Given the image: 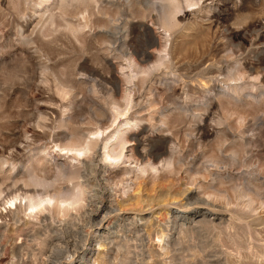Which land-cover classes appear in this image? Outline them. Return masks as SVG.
Segmentation results:
<instances>
[{
  "label": "rangeland",
  "instance_id": "obj_1",
  "mask_svg": "<svg viewBox=\"0 0 264 264\" xmlns=\"http://www.w3.org/2000/svg\"><path fill=\"white\" fill-rule=\"evenodd\" d=\"M0 264H264V0H0Z\"/></svg>",
  "mask_w": 264,
  "mask_h": 264
},
{
  "label": "bare ground",
  "instance_id": "obj_2",
  "mask_svg": "<svg viewBox=\"0 0 264 264\" xmlns=\"http://www.w3.org/2000/svg\"><path fill=\"white\" fill-rule=\"evenodd\" d=\"M44 1H49V0H44ZM163 5H161V8H162V10H160L161 11V22L159 23V24H161V27L163 28V30H165V32H167L166 30H170V27L173 25V19L175 18L174 17V14H175V12H176V10L174 9L175 7L172 5V3H169L165 8H163L162 7ZM177 6V5H176ZM86 11V10H85ZM83 15V14H82ZM90 15V14H89ZM160 16V15H159ZM88 18V17H87ZM88 21V20H87ZM86 21V22H87ZM160 21V20H159ZM172 24V25H171ZM169 32V31H168ZM68 88V87H67ZM63 89H65V88H63ZM70 89V88H69ZM72 90V89H71ZM60 91V90H59ZM65 91V90H64ZM62 92V94L64 93V95H65V93L68 91H66V92ZM68 93H69V91H68ZM72 93V92H71ZM67 94V93H66ZM117 110V112H119V114L121 113L120 112V110L118 111V108L116 109ZM100 133V132H99ZM96 134V133H95ZM118 136H120L119 134L116 136V137H118ZM79 140V139H78ZM91 140V139H90ZM90 140H88L87 142H82V144L83 143H85L84 145H81V143L79 144L78 143V141H77V143H76V140L75 141H72V143H70V144H68V143H66V144H68V145H66V146H64V147H62V148H60V149H64L65 150V152L67 153V152H70V151H74L75 152V155H80V154H86V152H88L90 149H91V147L93 146L92 144L93 143H91V142H89ZM69 142V141H68ZM93 142V141H92ZM110 154H112V152L110 153ZM115 154V153H114ZM121 154V153H120ZM119 153L117 154L116 153V155H114L113 156V154H112V157L108 154V157H110V158H112V160L113 159H117V158H119L121 155H120ZM120 159V158H119ZM110 162V161H109ZM212 162V165H214V166H218V161L217 160H212L211 161ZM70 171H72L73 172V170H70ZM74 173V172H73ZM63 174L65 175V173H64V171H63ZM67 174V173H66ZM70 174V173H69ZM70 175H72V173L70 174ZM60 177H63V176H61V175H59ZM66 176H68V174L66 175ZM65 176V177H66ZM75 176V175H74ZM75 177H77V176H75ZM72 179V178H74V177H69V179ZM36 180V179H35ZM37 183H40V182H38V180H37ZM36 183V184H37ZM44 183V182H43ZM41 184V183H40ZM37 185H39V184H37ZM50 185V184H49ZM47 186V185H46ZM50 187V186H49ZM81 191V190H80ZM52 194V196L51 195H49V196H47V197H45V195H43L44 197L43 198H40V197H37V198H35V197H32V196H26L27 197V204H26V206H25V208H24V210H28L29 211V214H27L28 216H31V214H30V212H33L34 210H39L40 211V208H42V206L44 205V203L45 202H50L52 199H56V200H58L57 198V193H55V195L53 194L54 192L52 191L51 192ZM59 193V192H58ZM60 194V193H59ZM17 195V194H16ZM27 195V194H26ZM54 195V196H53ZM18 196V195H17ZM17 196H13L11 199H9V204L12 206V205H15V208L17 207V205L15 204L16 203V200H17ZM57 197V198H56ZM69 197V196H68ZM59 200H60V198H59ZM58 200V201H59ZM62 201H65V199L64 200H62ZM62 201H60V202H62ZM66 201H67V199H66ZM79 201H81V196L80 195H74V196H71V197H69L68 198V205H71V206H73V208H74V205L75 204H80L79 203ZM140 202V201H139ZM59 203V202H58ZM81 205V204H80ZM45 208H47L46 206H45ZM71 208V207H70ZM43 210V209H42ZM67 210V209H66ZM65 210V211H66ZM179 211H181V210H179ZM63 212V211H62ZM26 214V213H25Z\"/></svg>",
  "mask_w": 264,
  "mask_h": 264
}]
</instances>
